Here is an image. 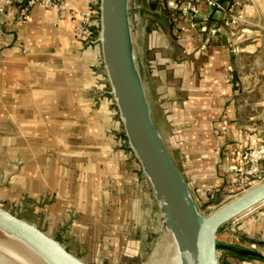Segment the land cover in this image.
<instances>
[{"label": "rangeland", "instance_id": "rangeland-1", "mask_svg": "<svg viewBox=\"0 0 264 264\" xmlns=\"http://www.w3.org/2000/svg\"><path fill=\"white\" fill-rule=\"evenodd\" d=\"M139 3L145 40L157 25L143 20L148 15L145 8L149 0ZM244 5L259 9L264 41V0H244L235 7L231 16L237 27L234 31L240 30L238 10ZM252 23L248 26L251 30L257 20ZM74 34L78 39L75 30ZM249 37L251 42V32ZM85 43L100 46V42ZM157 54L155 49L148 54L144 76L151 74ZM260 56V60L250 62L255 67L259 62L256 68L262 73L264 45ZM50 62L43 63V71L51 68L58 74H51L50 79L42 73L36 104L29 103L32 90L3 88L0 72V207L42 229L88 264H175L172 235L153 188L130 148L103 64L92 68L93 86L86 91L78 85L72 57L58 56ZM249 81L260 82L262 88L249 91L244 111L264 128V73L253 74ZM155 86L148 93L153 120L170 145V137L178 129L167 120L172 110L164 98L166 92ZM171 152L181 170L188 171L187 155L177 148H171ZM205 198L197 202L200 213L208 216L235 195L222 189ZM263 210L264 203L225 224L217 239L255 245L264 252ZM74 231H80V235ZM0 235L4 233L0 231ZM224 259L221 257L220 264H225Z\"/></svg>", "mask_w": 264, "mask_h": 264}, {"label": "crops", "instance_id": "crops-1", "mask_svg": "<svg viewBox=\"0 0 264 264\" xmlns=\"http://www.w3.org/2000/svg\"><path fill=\"white\" fill-rule=\"evenodd\" d=\"M231 1L224 0V3L230 7ZM62 2L64 6L60 9L35 6L26 22L19 19L18 4L0 15L3 88L34 91L30 104L39 101L36 94L42 73L48 74L50 79L51 74H58L51 68L42 69L43 63L50 65L54 57H72L74 74L80 79L78 85L86 91L93 86L95 65L101 62L106 72L101 42L99 47H92L74 34L78 19L73 17L72 11H82L97 0ZM149 4L148 9L147 5L144 7L148 15L143 20L157 25V30L144 40L145 31L139 21L137 41L144 65L148 54L154 49L158 52V63L151 65V74L145 76L147 96L156 84L166 92L164 98L172 110L167 120L178 130L170 137V145L163 141L171 155V148L187 155L189 170L179 168L196 200L200 201L208 194L225 189L226 182L233 176L235 157L242 149L264 141V128L255 124L256 119L244 111L249 91L262 88L260 82L251 84L249 81L253 74L264 73L256 68L259 62L256 67L250 62L260 60L263 53L260 11L254 7L256 4L244 5L238 10L241 27L236 32L232 13L216 10L206 0H164L165 11L160 15L149 14L154 8ZM191 5H196L198 12H192ZM231 9L235 11V7ZM255 19L257 24L251 30L248 26L254 24ZM213 29H216L215 34L211 32ZM249 32L253 36L251 42ZM18 104L25 103L19 101ZM261 214L264 215V210ZM74 234L80 235V231ZM238 244L256 249L255 245ZM223 256L225 264H264L263 260L233 253Z\"/></svg>", "mask_w": 264, "mask_h": 264}, {"label": "water", "instance_id": "water-1", "mask_svg": "<svg viewBox=\"0 0 264 264\" xmlns=\"http://www.w3.org/2000/svg\"><path fill=\"white\" fill-rule=\"evenodd\" d=\"M140 0H100L101 46L130 148L160 204L180 264H220L225 253L264 261V253L217 239L220 229L263 204L264 181L218 207L208 216L173 159L153 120L146 91L144 64L138 47ZM0 231L14 236L48 264H87L60 241L0 207Z\"/></svg>", "mask_w": 264, "mask_h": 264}, {"label": "built area", "instance_id": "built-area-1", "mask_svg": "<svg viewBox=\"0 0 264 264\" xmlns=\"http://www.w3.org/2000/svg\"><path fill=\"white\" fill-rule=\"evenodd\" d=\"M212 8L233 13L231 8L242 5L244 0H232L230 7L223 0H206ZM155 7L150 9L149 14H162L165 11L164 0H149ZM18 4L17 11L21 22L28 21L31 10L37 5H43L49 9L63 8L62 0H0V15L6 13L8 9ZM96 4V5H95ZM89 5L82 11H72L73 17L78 19L75 28L78 39L95 44L101 42V9L98 1ZM189 9L198 12L196 5H191ZM232 16V15H231ZM152 17V16H151ZM160 27V25H158ZM216 33V29L211 31ZM98 33V38L96 35ZM264 181V141L254 146L242 149L235 157L233 176L226 182L225 190L235 196L247 191L256 184Z\"/></svg>", "mask_w": 264, "mask_h": 264}, {"label": "bare ground", "instance_id": "bare-ground-1", "mask_svg": "<svg viewBox=\"0 0 264 264\" xmlns=\"http://www.w3.org/2000/svg\"><path fill=\"white\" fill-rule=\"evenodd\" d=\"M251 210L245 212L244 214L250 212ZM5 235L7 237H4ZM175 252H176L175 264H180L181 263L180 255L177 250V247H175ZM0 264H48V263L45 260H43L42 257L39 256L34 250L28 247L25 243L15 238L14 236H10L4 233L3 237L0 235Z\"/></svg>", "mask_w": 264, "mask_h": 264}, {"label": "trees", "instance_id": "trees-1", "mask_svg": "<svg viewBox=\"0 0 264 264\" xmlns=\"http://www.w3.org/2000/svg\"><path fill=\"white\" fill-rule=\"evenodd\" d=\"M224 1V0H223Z\"/></svg>", "mask_w": 264, "mask_h": 264}]
</instances>
